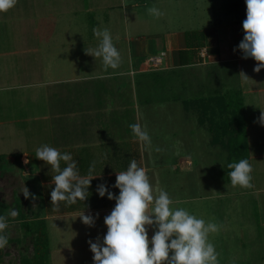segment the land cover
Returning <instances> with one entry per match:
<instances>
[{
  "label": "rangeland",
  "instance_id": "rangeland-1",
  "mask_svg": "<svg viewBox=\"0 0 264 264\" xmlns=\"http://www.w3.org/2000/svg\"><path fill=\"white\" fill-rule=\"evenodd\" d=\"M153 6L164 14L159 18L151 15L148 9ZM218 6L217 0H18L10 11L0 13V118L19 120L16 126L25 133V140L16 146L17 156L24 151L32 157L27 168L21 170L17 162L10 167L5 155L0 156V212L5 202L11 210L18 209V195L31 208L37 205L38 197L25 199L21 193L25 186L35 194L36 180L30 167L34 153L45 144L54 147V139L49 136L50 128L57 123L53 115L76 105V101L60 100L59 96L75 85H83L75 79L91 74L98 76V83L108 79L126 83L119 93L110 94L111 106L116 101L132 102L131 93L136 90L134 99L139 100L138 111L143 116L141 126L151 140L145 145L150 182L157 194L163 189L176 201L174 209L183 208L220 227L218 233L209 236L218 253V264H264V125L259 122L264 111V69L256 73L257 62L244 59L239 50L245 35L246 8L228 14ZM94 28L109 30L121 54L118 68L105 66L101 57L86 54L100 43ZM208 29L214 34L208 49L218 48V55L210 58L206 48L203 58L195 50L189 54L195 63L204 60L206 65L179 64L155 74L153 69L147 70L144 60L159 55L160 48H168L170 36L180 34L184 43L187 40L195 45L201 42L200 32ZM143 44L154 53L138 57L143 74L133 78V88L129 61L134 65L135 54ZM165 63L166 56L160 69ZM241 71L251 80L244 82L239 76ZM56 80L59 83L52 84ZM214 92L230 93L242 102L253 168L250 189L226 181V153L210 144V133L198 124L196 111L183 109L182 100L192 101ZM150 96L160 104H149ZM89 102L96 105L95 100ZM120 111L131 112L133 108ZM39 132L44 135L40 141ZM179 156L186 158L180 162L182 169L174 170V158ZM48 219L44 222L47 249L45 243L39 248L42 256L33 254L32 241L26 237L27 224L5 230L8 237L17 239L0 250L6 252L3 264H94L84 233L78 229L66 231L69 240L62 243V238L54 234L55 222ZM68 223L58 221L61 226ZM80 224L84 225L82 221ZM44 228L41 226L42 232ZM156 230L148 229L149 240Z\"/></svg>",
  "mask_w": 264,
  "mask_h": 264
},
{
  "label": "clouds",
  "instance_id": "clouds-1",
  "mask_svg": "<svg viewBox=\"0 0 264 264\" xmlns=\"http://www.w3.org/2000/svg\"><path fill=\"white\" fill-rule=\"evenodd\" d=\"M17 3L18 0H0V13L10 11ZM245 3V35L239 50L243 52L244 59L252 58L257 62L254 71L259 73L264 69V0H245ZM148 12L157 18L164 14L155 6L149 8ZM93 32L101 38L99 46L85 53L101 57L105 66L118 68L121 54L113 44L109 30L94 28ZM239 76L244 82L251 80L243 71ZM259 122L264 125V111H261ZM129 127L140 141L151 143L148 132L139 123ZM35 157L57 173L52 177L55 185L50 194L52 205L58 207L59 202L74 204L77 200L88 199L91 181L97 178L92 176L94 164L90 166L87 176H81L77 162L70 153H61L46 144L36 150ZM61 161L66 163L63 169ZM25 163L28 161L25 160ZM227 167L231 169L228 176L233 186L245 189L253 187V168L247 159L229 163ZM114 187L119 189L118 196L108 191L104 184L97 186L98 195L103 198L107 194L109 200H115V207L104 218L107 233L103 242L99 238L96 242L88 241L94 264H218V253L209 236L218 233L220 227L213 222L206 223L183 208L174 209L172 205L176 201L163 189L158 190L157 194L147 170L138 166L136 159L131 160L126 171L116 173ZM21 193L25 199H36L25 186ZM18 214L15 209L10 212L13 217ZM79 219L86 226L95 225L93 216L85 215V212ZM7 228V218L0 216V249L8 246ZM149 228L157 229L151 240Z\"/></svg>",
  "mask_w": 264,
  "mask_h": 264
},
{
  "label": "crops",
  "instance_id": "crops-1",
  "mask_svg": "<svg viewBox=\"0 0 264 264\" xmlns=\"http://www.w3.org/2000/svg\"><path fill=\"white\" fill-rule=\"evenodd\" d=\"M148 46L149 45L145 44L140 46L141 49H139V53L135 54L136 61L134 65L128 60L133 67V73L131 75L132 81L130 80L133 88L136 87V80L133 78L139 74H143L141 73L143 72V64L138 62V60H140L138 57H143L142 54L147 55L149 53H154V50L149 49ZM167 47L168 48L163 47L159 49V54L161 52L166 53L165 68L154 70L153 74L175 68L180 64L179 51L185 48V43L181 35L170 36L167 41ZM199 50L197 51L198 54H196L198 56H200ZM218 52L217 48L214 53L209 54L207 52V54L212 58L218 55ZM129 59H131V57H129ZM199 64L202 66L206 65L204 60L198 63H192V65ZM120 73L124 72H117V74ZM97 77L98 76H91L90 74L83 79H75L77 82H84L83 85H75L74 89H68L59 96L60 100L62 98L66 101H76V105L72 106V108H69L67 111H63L62 113L58 111L59 114H54L53 116L55 118L53 117V119L57 121L55 124L56 128H50L51 134L48 133L49 136H52V139H54V148H57L61 153H70L72 155L73 160L77 162V167L81 176H87L90 166L94 164L92 176L97 178L91 181V186L88 189V199L86 201L77 200L74 204H68L66 201L59 202L58 207L52 205L50 194L55 187L52 183V177L57 173L51 169L50 165L47 166L45 162L46 165L43 164V161L35 157L36 151L34 153V164L30 166L32 170H34L33 174L36 180V189H33L35 193L34 196L38 197V203L32 209L39 213V217L44 222L48 221V218H51V220L55 222L53 223V231L57 237L62 238V243H66L69 240L68 236L65 235L66 231L70 232L71 230L77 229L85 234H83L85 243H88L89 240L96 242L97 238H99L102 243L103 237L107 233L104 218L109 215L115 207V200H109L107 194L101 198L98 195L97 186L104 184L107 186L108 191L118 196L119 189L114 187L116 183V173L126 171L132 159H136L138 166L144 167L147 170L148 176L151 168L148 162L145 161L147 155L145 154V151L147 152V150H145L147 147L145 146L146 143L140 141L129 127V125L135 123L142 124L141 121L143 116H141L138 111L139 100L136 101V98L134 99L137 94L136 90H133L131 93L132 102L128 100L125 103L116 101L111 106L108 104V99L112 96L110 94H112V91L114 94L119 93L120 89L126 86V83L111 82L108 78V81L101 79L102 81L98 83ZM58 83V80L52 81V84ZM95 87L100 88V90L96 91L94 89ZM150 98H152V101L147 99L149 104H160V100H156L155 96L154 100L153 97L150 96ZM91 100H95L96 105L91 104L89 102ZM130 105L133 111H120L122 108H131ZM114 111H117V113ZM1 117L0 156L5 155L6 161L10 167H14L12 163L17 162L18 167L23 170L28 166L25 160L27 159L30 164L32 158H28V154L24 151H20V155L17 156L19 154V148L16 146H19L22 140H25V133L22 132L20 127L16 126L19 121L18 119ZM60 121L62 122L60 123ZM37 138L39 141L42 140L44 138L43 133L39 132V137ZM178 158L179 159L176 157L174 158L175 161L172 166L174 170L182 169L180 162L186 157L179 156ZM20 160L24 163L19 162ZM60 166L61 169H63L66 163L61 161ZM46 176L48 179H44ZM37 207H40L42 210L39 211ZM48 210H50V212ZM83 212H85V215L93 216L95 219V225L93 227L80 224L81 220L79 217ZM58 221H61V223H69L61 226L58 225ZM73 242L75 243V239H73Z\"/></svg>",
  "mask_w": 264,
  "mask_h": 264
},
{
  "label": "trees",
  "instance_id": "trees-1",
  "mask_svg": "<svg viewBox=\"0 0 264 264\" xmlns=\"http://www.w3.org/2000/svg\"><path fill=\"white\" fill-rule=\"evenodd\" d=\"M218 1V7L224 9L228 14L232 11L236 13L238 9L242 11L243 8H246L245 0H217V2ZM242 13L243 12H240L239 15L244 17ZM208 30V32H200V35L198 34L201 39L199 44L193 45L185 40V48L179 51L181 65H188V63L192 64L195 62L191 58L192 55H189L193 50L197 52L199 49L206 47L209 54L216 51V49H208V45L214 38V34L211 30ZM239 100L238 98H233L230 93L215 94V92L206 96L197 97L192 101L182 100L183 109L186 111H196L198 115V124L207 128L210 133V144L218 146L226 153L224 177L228 183H231L230 177L228 176L231 169H229L227 165L229 163H238L241 159H247L249 161L248 145L245 137V115L242 109V102ZM18 201L21 202L18 205V209H15L19 213L17 216L13 217L10 215V209H12V207L9 206L7 202L3 205L4 211L2 213L0 212V216H5L7 218L8 228L6 230H9L10 226L13 227L19 223L24 224V226L27 224L25 232L27 233L26 237L30 238L32 241L31 246L33 254H35L34 256H42L39 248L41 245L43 247L46 242L44 221L39 217V213L33 210L28 204H24L20 197ZM1 203L2 201H0V204ZM41 226L44 228L43 232L42 229H40ZM16 236H19V234ZM14 238L15 237L12 235L11 237L9 236L8 246L15 243L14 241L17 238ZM44 249H47L46 243ZM45 252L43 254H46ZM5 254L6 252L0 253V264H3V256ZM44 256L45 255H43V258ZM41 264H43V262Z\"/></svg>",
  "mask_w": 264,
  "mask_h": 264
},
{
  "label": "built area",
  "instance_id": "built-area-1",
  "mask_svg": "<svg viewBox=\"0 0 264 264\" xmlns=\"http://www.w3.org/2000/svg\"><path fill=\"white\" fill-rule=\"evenodd\" d=\"M204 49H201L199 51V55L200 57H204L206 54V51L204 52ZM165 57V53L161 52L159 55H155V56H150L147 59L144 60L145 65L147 66V70L148 68H151L150 70H157L161 68V65L163 64V59Z\"/></svg>",
  "mask_w": 264,
  "mask_h": 264
}]
</instances>
